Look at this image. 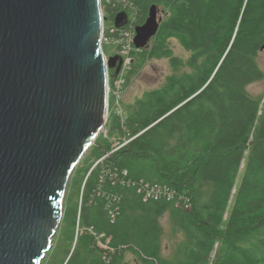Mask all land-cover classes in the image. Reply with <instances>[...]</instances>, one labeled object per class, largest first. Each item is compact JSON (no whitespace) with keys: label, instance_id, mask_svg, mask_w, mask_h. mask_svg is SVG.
<instances>
[{"label":"trees","instance_id":"trees-1","mask_svg":"<svg viewBox=\"0 0 264 264\" xmlns=\"http://www.w3.org/2000/svg\"><path fill=\"white\" fill-rule=\"evenodd\" d=\"M128 1L138 10L137 24L151 4L164 7L150 54L187 70L125 106L123 122L109 112L108 133L129 141L113 150L98 135L84 153L80 211L69 212L72 250L66 248L65 264H119L122 258L121 250L105 262L89 233L74 240L76 217L80 227L110 237L114 248L125 245L145 264H264V100L247 90L264 80L256 61L264 50V0ZM101 3L113 23L121 0ZM170 37L189 52L186 61L171 55ZM139 180L165 185L175 198L145 199L134 184ZM180 193L190 197L189 210L176 204ZM165 213L169 233L181 238L168 255Z\"/></svg>","mask_w":264,"mask_h":264},{"label":"water","instance_id":"water-1","mask_svg":"<svg viewBox=\"0 0 264 264\" xmlns=\"http://www.w3.org/2000/svg\"><path fill=\"white\" fill-rule=\"evenodd\" d=\"M135 27L141 48L160 18ZM101 0H0V264H40L70 176L104 125L108 68ZM119 11L114 25L122 26Z\"/></svg>","mask_w":264,"mask_h":264},{"label":"rangeland","instance_id":"rangeland-1","mask_svg":"<svg viewBox=\"0 0 264 264\" xmlns=\"http://www.w3.org/2000/svg\"><path fill=\"white\" fill-rule=\"evenodd\" d=\"M157 17L163 19L166 15V10L163 6L158 5ZM102 15H103V27H107L111 21L105 17V12L103 10V3H101ZM155 44V39L150 38L145 45V48L137 49L133 47L129 52L130 63L129 66L119 73L116 72V67L118 66V61L115 67L110 68V85L113 89V82L117 79L116 76L122 75L124 80L123 92L121 97V105L125 111V106H130L133 102L139 98L144 92L159 88L167 80V78L172 73H180L182 70H187L186 66L174 67V64L170 62L167 57H156L150 54L152 47ZM165 46L170 49L171 55L181 59L183 62L187 60L189 52L184 50V47L175 38H167ZM101 48L105 58L115 55L119 51V47L116 42H107L106 40L101 42ZM256 61L258 65L264 70V50L259 51ZM117 73V74H116ZM248 92L254 96H262L261 101L264 100V80L261 82L253 83L248 86ZM112 97L110 96V101ZM126 113V112H125ZM261 112L259 111L258 115ZM260 117V116H259ZM258 120L254 123L252 129L250 130V139L252 135L257 132ZM100 135V134H99ZM101 138H105L102 135ZM99 137V138H100ZM120 136L113 134L108 135L109 143H112V147H115ZM100 138V139H101ZM128 139V138H127ZM85 155V154H84ZM84 155L74 168L70 179L68 181V190L64 197L63 203V215L61 223L54 234V240L52 241V246L47 252V256L44 258L41 264H65L66 258L68 256L67 249L72 250V246H69L66 240L67 230L70 228V218L69 212L76 210L78 213L80 200L82 196V186L78 188V183L84 179L85 174H83L84 165ZM101 158V157H100ZM99 158V159H100ZM96 159L91 168L94 167V163L98 162ZM90 168V169H91ZM89 173V172H88ZM87 173V174H88ZM86 174V175H87ZM77 218V217H76ZM77 220V219H76ZM167 220V217L162 218L163 223ZM77 222V221H76ZM76 224L74 225V227ZM169 224H166L165 233L162 237L163 253L168 255L172 252L174 243L181 241L179 235H172L169 233ZM168 228V229H167ZM74 240H75V229H74ZM122 258L119 264H145L133 250H122Z\"/></svg>","mask_w":264,"mask_h":264},{"label":"built area","instance_id":"built-area-1","mask_svg":"<svg viewBox=\"0 0 264 264\" xmlns=\"http://www.w3.org/2000/svg\"><path fill=\"white\" fill-rule=\"evenodd\" d=\"M122 4V11L126 14V22L120 26L115 27L114 23H110L107 27H103L102 24V33H101V42L106 40L107 42H116L118 44V47L120 48L118 52H116V55L119 56L121 60L120 68L117 71V73L124 71L130 63V59L128 57L130 50L134 47L133 39L135 36V27L137 26V19H138V10L136 7H134L132 4L129 3L128 0H121ZM106 33H116V36H107ZM116 73V74H117ZM110 72L109 69H107V117L105 119L104 125L99 131V134L102 135L105 138H108V115L109 112L116 113L122 122L125 119V115L122 112L121 107V97L123 92V86H124V80L122 78V75L116 76L117 79L113 82V89L110 85ZM110 96L112 97L110 101ZM129 139H125V137H122L119 139L118 144L113 149H117L127 143ZM104 156H102L98 162H101ZM95 162L94 166L98 163ZM122 174L125 175L126 171L123 170ZM115 178V175L113 176ZM112 177V178H113ZM113 178V179H114ZM114 183V181H112ZM138 185V192L143 193L144 198H160L164 197L166 199H174L176 191L170 189L169 187L165 185H159V184H151L149 182L139 180L137 183H134ZM177 205H183V207L187 210L191 208V201L190 197L180 193L177 196V200H175ZM81 203V202H80ZM80 211V206H79ZM78 211V214H79ZM76 226H75V239L77 236L81 233H89L91 236H93L96 245L103 251L104 253V260L105 262H108L110 260V254L114 252L121 251L126 248L125 245H120L116 248L112 247L110 245V237H104L103 233H97L90 227H80L79 226V219L77 217L76 220Z\"/></svg>","mask_w":264,"mask_h":264},{"label":"crops","instance_id":"crops-1","mask_svg":"<svg viewBox=\"0 0 264 264\" xmlns=\"http://www.w3.org/2000/svg\"><path fill=\"white\" fill-rule=\"evenodd\" d=\"M164 216L167 217V220L164 221L165 224H164L163 221H162V218H163ZM164 216L161 218V224H162V226L164 227V231H165V228H166L165 226H166V224H169V225H170V220H169V217H168V214H167V213H165ZM168 228H169V226H168ZM168 228H167V229H168Z\"/></svg>","mask_w":264,"mask_h":264},{"label":"clouds","instance_id":"clouds-1","mask_svg":"<svg viewBox=\"0 0 264 264\" xmlns=\"http://www.w3.org/2000/svg\"><path fill=\"white\" fill-rule=\"evenodd\" d=\"M101 12H102V9H101ZM102 18H103V15H102ZM111 21H112V20H111ZM113 23H114V20H113ZM102 24H103V20H102ZM114 26H115V25H114ZM115 27H116V26H115ZM133 44H134V43H133ZM134 47H135V46H134ZM115 55H116V54H115ZM106 59H107V58H106ZM107 69H110V68L107 67ZM116 72H117V71H116ZM106 75H107V70H106ZM106 117H107V114H106ZM98 135H99V134H98ZM95 139H96V138H95ZM93 143H94V142H93ZM126 248H127V247H126ZM126 248H125V249H126Z\"/></svg>","mask_w":264,"mask_h":264},{"label":"bare ground","instance_id":"bare-ground-1","mask_svg":"<svg viewBox=\"0 0 264 264\" xmlns=\"http://www.w3.org/2000/svg\"><path fill=\"white\" fill-rule=\"evenodd\" d=\"M137 25H139V24H137ZM136 48V47H135ZM141 48H143V47H141ZM137 49H140V48H137ZM121 107H122V105H121ZM122 112H123V114L125 115V111H124V109H123V107H122ZM126 117V116H125ZM116 147V146H115ZM114 147V148H115Z\"/></svg>","mask_w":264,"mask_h":264}]
</instances>
